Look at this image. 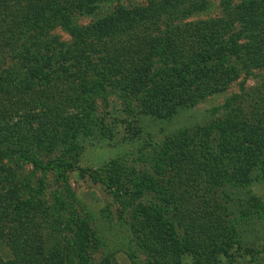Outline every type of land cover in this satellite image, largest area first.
Segmentation results:
<instances>
[{"label":"trees","instance_id":"1","mask_svg":"<svg viewBox=\"0 0 264 264\" xmlns=\"http://www.w3.org/2000/svg\"><path fill=\"white\" fill-rule=\"evenodd\" d=\"M104 1L0 0V241L10 252L0 264H71L49 244L65 222L46 203L23 197L11 163L42 169L37 151L61 146L64 158L54 163L72 170L79 158L74 141L88 135L97 100L109 89L119 92L129 115L171 121L228 90L240 77L238 63L264 68V0H220L219 16L207 18L199 15L209 0H149L79 24ZM16 49L26 70L9 73L6 87ZM237 99L227 102L221 120L168 136L153 173L107 165L114 196L140 202L132 232L151 264H185V257L219 264V254L239 246L226 198L249 186L255 170L264 178V78L247 108ZM115 254L100 264H116Z\"/></svg>","mask_w":264,"mask_h":264},{"label":"rangeland","instance_id":"2","mask_svg":"<svg viewBox=\"0 0 264 264\" xmlns=\"http://www.w3.org/2000/svg\"><path fill=\"white\" fill-rule=\"evenodd\" d=\"M247 1L251 0H233V3ZM148 2L106 0L99 4L94 14L79 17L78 22L85 26L112 15L120 6L137 9ZM208 7L199 18L219 16L222 11L220 0H209ZM54 33L69 42V36L62 29L56 28ZM23 56V51L17 49L9 54L4 76L6 87L9 76L12 77L9 73L17 70L21 75L26 70ZM237 67L240 77L228 90L207 97L193 108L183 109L171 121L155 120L145 114L129 115L119 92L109 89L97 100L88 135L74 141L79 158L72 170L57 168L54 163L64 158L61 146L37 151L44 161L42 169L24 161L11 163L23 197L46 203L54 218L65 222L59 235L50 239V247L71 259V264H81L82 259L86 264H100L107 253H116V264H151L138 236L132 232L136 230L132 214L140 202L130 201L123 193L114 196L115 191L106 185L107 165L117 161L140 174L153 173L155 156L168 136L193 125L221 120L228 113L227 102L234 96H239L233 101L236 105L247 108L249 94L262 83L264 68L245 69L240 63ZM258 176L255 170L249 186L233 189L226 198L232 224L241 235L236 236L239 246L235 245L228 254H219V264H264V178ZM95 237L101 241L99 247ZM83 249L85 252L80 256ZM0 255L6 259L10 257L1 241ZM184 263L195 264L191 257H185Z\"/></svg>","mask_w":264,"mask_h":264}]
</instances>
